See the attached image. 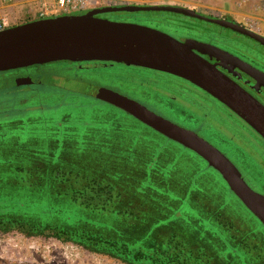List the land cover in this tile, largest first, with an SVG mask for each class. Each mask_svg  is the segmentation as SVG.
<instances>
[{
    "label": "trees",
    "instance_id": "16d2710c",
    "mask_svg": "<svg viewBox=\"0 0 264 264\" xmlns=\"http://www.w3.org/2000/svg\"><path fill=\"white\" fill-rule=\"evenodd\" d=\"M38 84L35 103L0 125H53L59 114L66 135L47 152L13 148L0 160V231L124 264H264V225L201 157L74 86Z\"/></svg>",
    "mask_w": 264,
    "mask_h": 264
},
{
    "label": "rangeland",
    "instance_id": "374dc122",
    "mask_svg": "<svg viewBox=\"0 0 264 264\" xmlns=\"http://www.w3.org/2000/svg\"><path fill=\"white\" fill-rule=\"evenodd\" d=\"M122 5L186 7L207 16L232 20L264 37V0H0V16L7 17L11 27H14L35 20L84 14L95 8ZM102 16L113 22L149 27L176 39H195L218 31L202 21L168 12H122ZM224 36L230 37L229 34ZM238 42L246 43L245 40ZM24 75H32L37 85L33 88L17 87L15 79ZM49 81L54 86H74L89 99L90 104L116 113H120V109L95 97L94 87L107 88L141 101L150 110L196 132L211 143L234 164L253 191L264 194V140L206 92L167 73L105 62H84L72 69H68V65L51 63L0 72V96L5 93L14 94L0 97V123L15 119L18 116L16 107L34 104L38 96L35 91L39 88L38 83ZM60 119L61 115H55L56 123L53 125L2 123L0 160L8 162L13 148L22 157L39 150L49 151L51 142L54 145L57 140L65 138ZM12 122L21 123L15 120ZM0 166L5 167L3 164ZM3 173L0 172V179L8 176L7 172ZM0 264L124 263L91 253L73 243L51 237H28L12 230L0 231Z\"/></svg>",
    "mask_w": 264,
    "mask_h": 264
},
{
    "label": "water",
    "instance_id": "95a60500",
    "mask_svg": "<svg viewBox=\"0 0 264 264\" xmlns=\"http://www.w3.org/2000/svg\"><path fill=\"white\" fill-rule=\"evenodd\" d=\"M168 12L228 28L264 45V37L235 22L175 5H122L95 8L83 15H61L14 26L0 33V72L57 62L123 64L181 78L219 101L264 140V105L205 59L240 67L264 86V73L232 54L194 39L178 40L161 31L103 17L110 13ZM17 87L34 79L19 77ZM95 97L129 114L162 136L201 157L217 171L232 193L264 225V195L253 191L234 164L196 132L155 113L116 91L94 87Z\"/></svg>",
    "mask_w": 264,
    "mask_h": 264
},
{
    "label": "flooded vegetation",
    "instance_id": "af4514ba",
    "mask_svg": "<svg viewBox=\"0 0 264 264\" xmlns=\"http://www.w3.org/2000/svg\"><path fill=\"white\" fill-rule=\"evenodd\" d=\"M100 17H103V16H100ZM220 19L234 22L229 19H224V18H220ZM195 20H198V19H195ZM199 21H202V20H199ZM202 22L212 25L218 31L215 34L206 33V35H200V37L195 38L194 40H197L199 42H203L206 44H210L216 48L224 50L232 54L233 56L237 57L244 63L264 73V45L263 44L247 36H244L240 33L234 32L228 28H224L219 25L209 23L206 21H202ZM225 34H229L230 37H225L224 36ZM178 40H182V38ZM239 40H245L246 43L240 44L238 42ZM202 57H204L207 60H210L211 63L217 65V68L221 72H223L233 81H235L238 85H240L243 89L249 92L252 96H254L258 101H260L264 105V86L255 88L257 81L254 79L253 76H251L249 73L242 70L240 67H236L235 65L231 63L221 62L217 60L216 58L209 59V57L206 55H202ZM20 77L34 78L32 75H24ZM31 86H26V87H31ZM136 101L143 104L139 100H136Z\"/></svg>",
    "mask_w": 264,
    "mask_h": 264
},
{
    "label": "built area",
    "instance_id": "2783aa9c",
    "mask_svg": "<svg viewBox=\"0 0 264 264\" xmlns=\"http://www.w3.org/2000/svg\"><path fill=\"white\" fill-rule=\"evenodd\" d=\"M12 28L11 22L7 17L0 16V33Z\"/></svg>",
    "mask_w": 264,
    "mask_h": 264
},
{
    "label": "crops",
    "instance_id": "0c3cea01",
    "mask_svg": "<svg viewBox=\"0 0 264 264\" xmlns=\"http://www.w3.org/2000/svg\"><path fill=\"white\" fill-rule=\"evenodd\" d=\"M57 64H60V62H57ZM63 65H68V69H72V67L69 64H63ZM35 82V81H34ZM134 100V99H133ZM146 126V125H145Z\"/></svg>",
    "mask_w": 264,
    "mask_h": 264
}]
</instances>
